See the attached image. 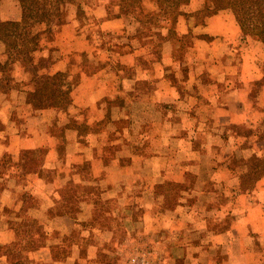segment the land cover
<instances>
[{
    "label": "crops",
    "instance_id": "obj_1",
    "mask_svg": "<svg viewBox=\"0 0 264 264\" xmlns=\"http://www.w3.org/2000/svg\"><path fill=\"white\" fill-rule=\"evenodd\" d=\"M23 2L0 0V264H123L135 234L163 264H264L263 43L207 0L173 34L156 0L62 23ZM59 74L71 104H37L61 98L34 78Z\"/></svg>",
    "mask_w": 264,
    "mask_h": 264
},
{
    "label": "trees",
    "instance_id": "obj_2",
    "mask_svg": "<svg viewBox=\"0 0 264 264\" xmlns=\"http://www.w3.org/2000/svg\"><path fill=\"white\" fill-rule=\"evenodd\" d=\"M23 12L25 16L35 15L41 22H48L57 18L59 22H64L69 15V12L76 11L79 15H85L86 11L83 8V3H90L91 0H23ZM142 0H121L123 6L130 7L131 4L140 3ZM186 0H156L158 9L150 13L149 18L158 20L160 17L166 19L170 26V33H174V24L176 23L180 14V3ZM208 1V0H207ZM213 7L206 6L203 12L207 15L217 13L222 9L232 10L236 21L238 22L241 32L243 34H252L264 44V0H210ZM32 41H30L31 43ZM28 42L27 46L18 48L15 46L14 54L18 59L28 60L29 52L32 50L33 45ZM32 44V43H31ZM263 76L259 80L250 83L248 88V97L250 100L251 108L253 105L260 104V100L264 101V63L262 65ZM34 82L38 83L37 94L44 93V95L51 97L61 98L56 101H42L37 104H55L61 107H67L71 104L70 86H67L63 79V74L55 76H38L34 78ZM42 83V84H41ZM65 84V86H64ZM253 84L256 86V99L251 97L253 91ZM36 86V84H35ZM37 96V95H36ZM38 98V97H37ZM252 100L254 101L252 103ZM261 112H264V107L259 105ZM259 110V111H260ZM256 161V159H252ZM258 161V160H257Z\"/></svg>",
    "mask_w": 264,
    "mask_h": 264
},
{
    "label": "built area",
    "instance_id": "obj_3",
    "mask_svg": "<svg viewBox=\"0 0 264 264\" xmlns=\"http://www.w3.org/2000/svg\"><path fill=\"white\" fill-rule=\"evenodd\" d=\"M125 251L123 264H163L161 255L144 240H140V243L132 246L129 244Z\"/></svg>",
    "mask_w": 264,
    "mask_h": 264
},
{
    "label": "rangeland",
    "instance_id": "obj_4",
    "mask_svg": "<svg viewBox=\"0 0 264 264\" xmlns=\"http://www.w3.org/2000/svg\"><path fill=\"white\" fill-rule=\"evenodd\" d=\"M118 2L119 0H115V2ZM190 0H186V1H183V2H181L180 3V6H179V9L180 8H185L186 7V4L189 2ZM142 3V2H141ZM141 3H140V5H141ZM208 6H213V3L210 1V0H208ZM137 10V9H136ZM244 35V37H245V39H247V38H255V39H257L255 36H253L252 34H243ZM258 40V39H257ZM29 45H31L32 46V44H29ZM250 47V43H248V45H246L245 46V48H249ZM261 47V46H260ZM251 48V47H250ZM252 49H253V51H255L256 53H257V55L260 57V59L259 60H263L264 59V44H262V48H260L259 49V47H257V45L256 46H252ZM263 62H264V60H263ZM252 88H253V91L251 92V97H253V99H255V100H257L256 99V92L254 91L255 89H256V86L253 84V86H252ZM254 100V101H255ZM253 100H252V103L254 102ZM260 104H257V105H253L254 106V108H251V119L253 120V121H255L256 119H263V125H264V112H261V110H260V107L261 106H259V105H262V107H264V101L262 100H260V102H259ZM260 110V111H259ZM172 191V190H171ZM137 237H142V238H138V239H136V240H134V241H132V243H131V246L133 245V244H137L138 242L140 243V240H144L145 241V243L146 244H148V245H152V244H150V240L147 238V235H141V234H135ZM139 235V236H138ZM141 235V236H140ZM142 243V242H141ZM153 247H156L155 245H153ZM124 254H123V257H124V255L126 254V251H124L123 252Z\"/></svg>",
    "mask_w": 264,
    "mask_h": 264
}]
</instances>
